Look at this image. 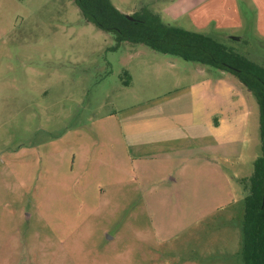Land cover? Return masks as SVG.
Wrapping results in <instances>:
<instances>
[{"label":"rangeland","instance_id":"374dc122","mask_svg":"<svg viewBox=\"0 0 264 264\" xmlns=\"http://www.w3.org/2000/svg\"><path fill=\"white\" fill-rule=\"evenodd\" d=\"M112 1L129 14L150 0ZM237 1L240 28L164 19L232 38L264 64V0ZM115 46L75 0H0V264H243L239 181L261 154L255 98L241 156L133 159L126 124L211 76L145 45Z\"/></svg>","mask_w":264,"mask_h":264},{"label":"crops","instance_id":"0c3cea01","mask_svg":"<svg viewBox=\"0 0 264 264\" xmlns=\"http://www.w3.org/2000/svg\"><path fill=\"white\" fill-rule=\"evenodd\" d=\"M156 1L150 0L145 5L152 7ZM259 8V13L264 10ZM240 9L237 0H170L161 13L172 21H186L197 30L206 28L217 32L225 27L244 25L246 17ZM188 26L182 25L186 29ZM169 63L177 64L174 60ZM198 72L211 76L208 85L198 83L192 91H180L168 98L157 97L149 108L137 113L136 118L126 124L128 134L124 132V137L133 159L194 161L196 156L208 154L221 165L222 159L241 156L246 119L255 108L251 91L224 71L200 66ZM143 114L148 117H139ZM121 124L123 127V122ZM183 125L188 131L192 129L191 136L185 133ZM152 185L151 190L155 188Z\"/></svg>","mask_w":264,"mask_h":264},{"label":"trees","instance_id":"16d2710c","mask_svg":"<svg viewBox=\"0 0 264 264\" xmlns=\"http://www.w3.org/2000/svg\"><path fill=\"white\" fill-rule=\"evenodd\" d=\"M75 2L87 21L114 36L115 48L124 43L145 45L155 52L224 71L251 91L259 109L261 154L254 160L252 175L239 181L244 197L240 255L243 264H264V64L234 47L232 38L172 24L149 5L128 17L112 0ZM124 75V84L129 85L131 75L127 70Z\"/></svg>","mask_w":264,"mask_h":264},{"label":"water","instance_id":"95a60500","mask_svg":"<svg viewBox=\"0 0 264 264\" xmlns=\"http://www.w3.org/2000/svg\"><path fill=\"white\" fill-rule=\"evenodd\" d=\"M128 15V17H131L129 14H127ZM233 38H235V39H238L239 38V36H235V37H233ZM263 204H264V195H263Z\"/></svg>","mask_w":264,"mask_h":264}]
</instances>
